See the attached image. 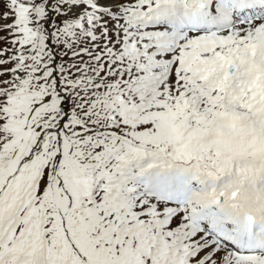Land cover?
I'll use <instances>...</instances> for the list:
<instances>
[{"label":"snow or ice","instance_id":"obj_1","mask_svg":"<svg viewBox=\"0 0 264 264\" xmlns=\"http://www.w3.org/2000/svg\"><path fill=\"white\" fill-rule=\"evenodd\" d=\"M258 74L264 0H0V264H264Z\"/></svg>","mask_w":264,"mask_h":264},{"label":"rangeland","instance_id":"obj_2","mask_svg":"<svg viewBox=\"0 0 264 264\" xmlns=\"http://www.w3.org/2000/svg\"><path fill=\"white\" fill-rule=\"evenodd\" d=\"M264 80V76L257 75L249 85V90L256 89L257 92H259L262 88H264V84L261 83V81ZM235 195V194H234Z\"/></svg>","mask_w":264,"mask_h":264}]
</instances>
